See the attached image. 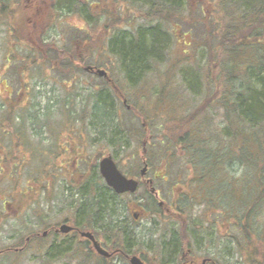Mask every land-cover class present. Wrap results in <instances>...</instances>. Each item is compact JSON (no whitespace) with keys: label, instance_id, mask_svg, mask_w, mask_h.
<instances>
[{"label":"trees","instance_id":"trees-1","mask_svg":"<svg viewBox=\"0 0 264 264\" xmlns=\"http://www.w3.org/2000/svg\"><path fill=\"white\" fill-rule=\"evenodd\" d=\"M119 2L125 6L116 11ZM205 5H211L208 14L197 19V14L193 16L197 10L193 11L190 0H0V24L10 32L7 51L12 55L17 54L18 48L26 52L23 59L29 65L21 72L23 80L28 73L33 76L31 67H39L37 73L43 75L44 62L48 60L59 74L75 77L92 56L96 57L90 61L92 65L104 66L103 52L109 49L120 77L110 75L111 80H107L97 76V83H88L93 89L88 95L94 117L90 123L94 127L102 124L107 131L110 124L105 119L113 122L112 113L117 114L114 105L120 98L134 116L131 121L134 118L140 121V127L130 129L127 125L123 127L124 120L118 117L119 125L113 122L114 136L108 139L103 132L89 142L84 136L88 104L76 112L69 106V100L61 106L60 120L44 122L53 142L48 147L36 146L29 140L23 122L19 130L14 125L19 106L8 98L4 100L0 133L11 145L2 146L5 140L0 138V185L11 181L20 186L18 179L10 177L12 166L19 160L20 166L28 168L29 176L27 185L18 188L20 198L15 195L9 200L6 196L0 203L3 212L0 219L7 218L4 212L7 204L26 208L30 200L35 201L34 193L39 194L42 188L51 190L46 177L51 175L56 180L63 174V165L55 163L61 155L67 153L66 159L76 156L77 162L81 158L87 162V156L79 148L89 143L98 148L97 157L112 147V156L118 158L117 146L123 144L121 140L135 139L137 131L143 133L137 144L142 152L146 150L149 167L158 170L157 180L166 179L161 172H167L171 164L182 163L191 172L186 178L178 179L180 183L172 184L171 191L175 185L181 190L170 203L166 202L162 209L165 215L153 223L150 221L160 231L158 238L141 241L130 228L131 223L120 219L118 209L122 202L118 199L125 196L114 194L104 183L98 164L89 169V175H79L85 177L80 181L75 176L66 178L74 183L75 188H68L75 198L67 206V216L71 219L63 220H68L79 232L93 230L105 236L112 248L123 251L120 254L123 259L138 251L152 252L151 257L156 260L177 259L185 248L196 250L195 247L204 243L211 245L217 239H228L244 264H264V0H209L208 3L203 0L197 2V9ZM70 14L81 20L79 25H70V44L46 41L52 25ZM141 18L145 22L141 23ZM203 19L208 23H194ZM188 22L192 23L190 28L196 27L204 34L201 45L204 64H197L190 51H184L183 58L168 56L169 41L172 37L177 39V29L189 25ZM128 99L131 105L127 104ZM23 116L20 115L22 119ZM160 116L165 120L161 132L154 130ZM49 120L58 124L65 121L68 125L59 133L52 132ZM148 144L153 148V159L154 153L164 152L158 166L150 162ZM71 164L73 175L77 166L73 161ZM32 183L39 185L33 195L29 192ZM197 204L203 205L198 216L194 210ZM151 207V212H162L159 206ZM61 222L41 224L55 240L39 235L40 230L12 235L15 241L0 247V259L12 255L11 263L16 264V259L35 245V256L45 264H54L58 258L70 259L71 253L66 251L70 247L63 245L71 243L57 241L52 232ZM86 243L89 241L78 236L76 252L81 256H76L78 264H91V261L95 264ZM195 253L196 257L224 264L215 255Z\"/></svg>","mask_w":264,"mask_h":264},{"label":"rangeland","instance_id":"rangeland-1","mask_svg":"<svg viewBox=\"0 0 264 264\" xmlns=\"http://www.w3.org/2000/svg\"><path fill=\"white\" fill-rule=\"evenodd\" d=\"M198 1L203 0H190V3L194 8L193 11L195 9L197 10V13L193 12L194 18L196 16L195 14H197V19H201L202 14H208L207 10L211 8V5L201 6V8L197 9ZM206 1L207 3L209 2V0ZM123 6H125V3L119 2L118 5L115 6V10L121 11ZM139 21L141 23L145 22L142 18L139 19ZM199 22H205V24L208 23V21L204 19L202 21H194V23ZM80 23L81 20L71 14L65 17H60L59 21L52 25V27L49 29L46 36V41L56 40L58 41V45H63L64 43L69 45L70 43L68 41V31L72 29L70 25H79ZM188 23L189 25L177 29V39L172 37L171 41H169L168 56H172L173 58H183V52L190 51L197 64H204L205 60L202 56L203 47L201 46L202 41L205 39L204 34H202V31L197 29L196 27L192 26L193 28H190L192 23ZM7 35H10L9 30L5 26L0 24V118L4 110V107H1V104L7 98L8 100H12L17 106H19L20 109L18 118H16L14 121L15 127L19 130V127H23L24 123V127L28 134L27 136H29V140H31V142L36 146L40 144L41 146L44 145L45 147H48L49 144L53 142V139L45 131L44 122H46L48 119H51L54 122L60 120L62 118L61 106L65 102H69V100V106L76 112H79L83 106L88 104L87 109L89 110V115L87 123L86 125H84L86 127L87 133H85L84 136L89 140V142H92L93 137L100 136L103 132L108 139L114 136V132L112 131V129L116 126V124L119 125V122H117L116 119L118 117L120 118V120L123 119L124 123L127 122L126 124L122 123L124 126L121 124L123 127H126L125 125H127V127L130 129L134 126L140 127V123H138L140 122L139 120H135L134 118V121H131L134 116L132 112H130L131 110L123 104L122 98H120V100H118L119 102L114 105L117 108V117L114 113H112L111 116L113 118V122L116 124H114L108 118L105 119L107 120V122H109L110 128L107 129V131H104L102 128V124L94 127L93 124L90 123V121H92L94 117L92 114V102L89 101L88 95L91 93V91H93V89L88 85V83H97V76L91 75L90 73L84 71V69L78 71V75H76L75 77H70L71 74H59L56 70L52 69L48 60L47 62H44L45 66L43 67V69L45 73H43V75H39L37 73L39 67H31L29 68V70L33 72V76L30 77L28 73V77L25 78L24 76L23 80L21 72H24V67H28L29 65V63H27V60L23 59V54H25L26 52L23 49L18 48L17 51H15L17 54H10L7 51L8 47L10 46ZM103 53L104 56L101 60L105 61V65L99 67L106 69L109 76L111 75V78H113L112 76L118 78V75L120 77V70L116 67L115 58L110 55L109 49L107 50V52L106 50H104ZM90 58V61L92 62L96 57L92 56ZM39 61L42 60L40 59ZM90 61L89 63H84L82 68H84V66L86 65H92ZM110 68L114 72H111ZM153 73H155V80H158V77L156 76V70L155 72L153 71ZM79 76H81V78H77ZM68 79H74L76 81L69 82ZM25 87L27 88L26 90ZM128 101L129 102H127V104L132 102L129 99ZM21 114L24 115V119L20 117ZM66 119L69 120L67 117ZM51 120H49V122L47 123L49 130L52 132L57 131V133H59L68 125L65 121H62L58 124L53 123V121ZM164 122L165 120L162 116H160V118L156 122V127L154 128V130L158 129L159 132L163 131ZM134 134L135 139L126 137L121 140L123 144L117 146V155L120 157L115 158V160L118 163L125 164L127 167L135 168L136 166H139L140 168L142 166V158L144 157V155L141 145L139 146L137 144V138L143 135V133L135 131ZM68 137H70V135ZM0 138H3L5 140V142L2 143V146L11 145L10 140H8L4 136L2 137L1 133ZM69 141L70 139L68 138L67 143H69ZM160 144L161 146H163L162 143ZM158 148L159 146L156 149ZM68 149L72 150L70 146ZM113 149L114 148L112 147L107 149L105 154L103 155L111 154V152H114ZM146 149H149V153L151 154L150 162L155 166H158V164L161 162L160 157L164 154V152L154 153L153 159L151 151L153 148L148 144L146 146ZM20 150L23 149L21 148ZM79 150L87 156L86 158L88 163L83 158L79 159L78 162L75 163V165L77 166V171L73 175H71L70 173L72 166H74L71 164V161L74 162L77 157L74 156L71 159H66L67 153L66 155L63 154L55 160L56 164L63 165V174L60 175L56 180H54L51 175L46 177L49 180V184L52 185V187H50L51 190H44L42 188L39 191V194L34 193L33 195V190L36 191V188L39 185L37 186L36 184L32 183L31 186H33V189L31 191L29 189V192L35 197V201L30 200V205L28 204L26 208L22 207V209L17 208L15 205L7 204L8 207L4 210L7 218L0 219V247L12 244L15 239H13L11 236L14 234H18L19 232L23 231V234H27L31 230H40L39 232H43L44 230H46V227H41L42 222L56 223L63 221V219L65 218L71 219L69 216H67V206L69 205L70 200L74 199L75 196H71V192L68 186H72L73 188L75 187L74 183L67 182L66 178L68 177L69 179H71L73 178L72 176H75L76 178H79V181L82 180V178L85 177H80L79 175H89V169L98 164V162L101 160V157L103 156L102 155L97 157L98 148L89 143L85 147L79 148ZM28 157L29 152L26 153L25 158L27 159ZM52 160L53 157L51 158V161ZM67 160H69L70 163H67ZM169 166L167 168V172H164L163 170L161 172V174H165L166 179H159L155 183L156 187L159 189L160 197H163V200L168 203H170L175 197V194L181 190L178 185H175V187L171 191L172 184L179 182L178 179L181 180V178L183 177L186 178L187 176H189V173H191L189 170H187L188 166L185 165L184 168V165H182V163H180V165L171 164L170 168ZM12 168L13 171H11L10 177L12 179H18L20 181V186L13 185V182L11 181L3 182L0 185V203L4 202L3 199H6V196H8L7 198L9 200L12 199L15 195L20 198L18 196V188H21L22 185H27L26 182L29 176L28 168L25 166H20V160L18 161V164L12 166ZM122 168L126 169V167ZM178 173H182L183 176L179 175ZM40 183H43V181ZM139 194H144V192L141 191ZM118 200L122 202V205L120 204L121 206L119 205L118 209L119 217L120 219L127 220L129 223H131L132 219L130 212L128 211L129 206H133L134 209L137 210L142 209L144 210V212H149L150 210V207L145 209L143 207L144 201H139L135 196H125ZM123 204H126V208L123 207ZM202 206L203 205L199 204L195 206V215H200ZM2 214L3 212H0V216ZM150 220L151 218L142 219L139 223H131L130 225V228L133 229L132 231L136 234V237L141 241H150L156 239L160 234V231H156V227L151 225ZM49 239L55 240L53 237ZM229 242L230 241L228 239L221 241L217 239L211 245H204V243L200 247L194 246L196 249L195 252L198 256H201L205 253H208L213 257L215 255L216 258L221 260L224 264H244L241 256L236 251H234V247ZM35 247L36 245L28 253L18 257L16 259V264H45L41 260H38V255L35 256V254H37L35 251ZM68 247H70L71 249L72 245H63V248ZM70 249H66V251H69L67 253L71 252ZM59 251L60 250H58L55 255L57 254L58 256ZM73 253L76 262H72L71 264H78L76 256H78L79 254L76 252V250ZM11 256L12 255L2 257L0 259V264H12L10 259ZM79 257L81 256L79 255ZM198 260H200V258ZM67 261L69 262L70 260L68 258H58L56 259L54 264H68L66 263Z\"/></svg>","mask_w":264,"mask_h":264},{"label":"flooded vegetation","instance_id":"flooded-vegetation-1","mask_svg":"<svg viewBox=\"0 0 264 264\" xmlns=\"http://www.w3.org/2000/svg\"><path fill=\"white\" fill-rule=\"evenodd\" d=\"M143 160V165L139 168V166H136L135 168H126V169H120L121 172L127 177V178H133L136 179L137 181H139V185H138V193H132V192H125V193H117L114 191V189L112 187H110L113 191L114 194L117 195H122V196H135L139 201H144L145 204L143 205V207L149 208L151 207L153 204L154 206H159L161 208L160 214L156 212H151V209L149 210V212H144V210L142 209H134L133 206H129L128 207V211L130 212L131 215V223H139L142 219H148L151 218V222L153 223L154 221H156L155 219H157L158 217H163L166 213V211L162 210L165 209V201H164V205L160 206V202L161 200H163V197H160V192L159 189L156 187L155 183L157 182V178L159 176V172L156 169H151L149 167V164L147 163V161L145 160V158L142 159ZM77 162V160H74V164ZM146 165V171L144 173H142V169L145 168L143 166ZM101 176V175H100ZM102 180L104 181V183L106 184L105 180L103 179V177H101ZM107 185V184H106ZM108 186V185H107ZM141 191L144 192V194H139ZM149 200V201H147ZM151 200V201H150ZM174 203L176 204V202L174 201ZM171 210L173 212H175L173 210V207L171 206ZM167 213H170V211ZM159 215V216H158ZM159 219V218H158ZM157 219V220H158ZM59 226L57 227H53V233L56 235L57 241L60 242V240H64L65 243H71L72 248L71 250V258L69 259L70 261L66 262L68 264H71L72 262H76L75 256H74V251L76 250L77 247V239L78 236L80 237L81 234L79 231L75 230L78 229L77 227L74 226V229L71 230L69 233H61L58 231ZM94 239L96 241H98V243L100 244V246L107 250L109 252L108 256L103 255L102 253H100L94 245L93 240L87 239L84 237V240L89 241V243H86L88 246L89 251H91V255L94 257L93 259L96 260V263L101 264V263H106V264H131L130 262V257H127L128 259H123L121 258L120 254L123 252L120 248H112L110 243L106 242V237L103 235H99L97 234L95 231H91ZM48 235V234H47ZM68 240V241H67ZM195 250L193 248H185V250H183L179 255L180 257H178L177 259H161V260H156L154 258H152V252H147V251H138V253H133V254H129L128 256H132V255H137L138 257L141 258L142 262L144 264H198L200 263L202 260H198L199 258L194 256ZM154 255V254H153ZM204 259V258H203ZM94 261H91L90 263L93 264ZM101 262V263H100ZM95 263V264H96ZM207 264H215V262L211 259L208 260Z\"/></svg>","mask_w":264,"mask_h":264},{"label":"water","instance_id":"water-1","mask_svg":"<svg viewBox=\"0 0 264 264\" xmlns=\"http://www.w3.org/2000/svg\"><path fill=\"white\" fill-rule=\"evenodd\" d=\"M86 69L90 70V69H94L92 66H87ZM96 73L99 74L100 76H107V73L105 72V70L97 68L95 69ZM146 170V168H144L142 170V173H144ZM100 171L101 174L103 175V177L105 178L107 184L111 187L114 188V190L118 193H124L127 191L130 192H134L136 191L137 187H138V182L134 179H129L127 178L125 175H123L117 168L114 160L112 159L111 156H107L104 157L101 161H100ZM72 229L71 226L67 225V224H63L60 228L61 231L63 232H67L70 231ZM82 235H85L87 237H89L90 239H92L94 241V245L96 247V249L104 254V255H109L108 251H106L105 249L101 248V246L99 245V243L94 239L93 235L91 234V232H83ZM131 264H144L141 260L140 257H138L137 255H133L130 259ZM207 259L202 260V262L200 264H206Z\"/></svg>","mask_w":264,"mask_h":264}]
</instances>
